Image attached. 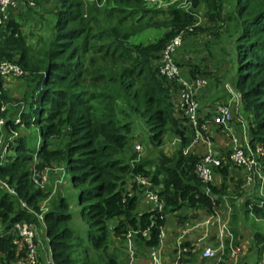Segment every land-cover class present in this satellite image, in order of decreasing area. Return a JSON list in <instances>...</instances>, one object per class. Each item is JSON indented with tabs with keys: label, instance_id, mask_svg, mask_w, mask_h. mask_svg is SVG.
Instances as JSON below:
<instances>
[{
	"label": "trees",
	"instance_id": "16d2710c",
	"mask_svg": "<svg viewBox=\"0 0 264 264\" xmlns=\"http://www.w3.org/2000/svg\"><path fill=\"white\" fill-rule=\"evenodd\" d=\"M188 1L191 10L202 6L207 29L222 37L232 69L230 85L224 86L237 93L250 149L257 145L263 148V155L256 160L264 173V0ZM113 3L124 7L110 6ZM145 4V0H54L51 32L47 38H39L35 47L26 43L10 14L0 23V61L16 63L23 72L18 79L24 81L22 103L0 112L4 120L0 132L33 125L38 134L33 151L28 150L24 136H17L12 145L7 143L12 153L0 159V180L15 193L0 188V264H10L20 256L12 243L16 235L9 231L12 223L36 224L39 220L55 264H124L119 256L106 253L108 244L117 237L126 250V232L148 227V237L139 232L133 235L135 262L137 251L144 256L146 249L157 244V226L163 223L147 207L137 210L140 193L133 182L136 174L149 176L158 187L163 214L190 209L208 213L227 199L229 229L235 239L239 208L245 215L250 212L264 221V204L259 203L263 197L245 195L240 177L230 191L226 190L232 181L228 165L214 170L221 176L220 185H207L208 193L203 190L194 173L198 155L183 153L191 132L184 119L174 115L176 87L160 78L155 66L169 38L188 26L192 30L185 31L182 39L201 28L192 26L196 18L188 8H148ZM133 14L136 17L130 19ZM151 29H162L155 40L130 42ZM4 84L0 77V105ZM121 115L129 120L139 117L155 145L171 129L178 138L174 153L165 155L159 150L154 160L138 157L135 161L132 154L124 156L131 140V122ZM15 116L18 122H14ZM9 133H3L4 137ZM32 157L38 160L33 167ZM33 169L46 172L47 183L53 181L51 191L47 183L42 188L33 184ZM65 174L67 184L76 191L74 200L83 231L69 226L72 213L64 193ZM262 193L264 196V180ZM47 194L50 201L40 215L35 209ZM229 197L241 199L240 207ZM151 220L154 223L149 227ZM250 249L255 255L253 264H264L263 233H251ZM189 256L186 263L197 261L195 254ZM128 260L126 256V263Z\"/></svg>",
	"mask_w": 264,
	"mask_h": 264
},
{
	"label": "built area",
	"instance_id": "2783aa9c",
	"mask_svg": "<svg viewBox=\"0 0 264 264\" xmlns=\"http://www.w3.org/2000/svg\"><path fill=\"white\" fill-rule=\"evenodd\" d=\"M19 1L27 3L28 6H33L32 0H0V23L7 20L12 10L17 8ZM158 6L175 4V6L186 9L189 4L188 0H156ZM18 9V8H17ZM198 18L192 24L196 26ZM192 27L188 26L185 31H191ZM184 31V32H185ZM182 30L178 34L172 36L165 43L161 49L158 58L156 59L155 66L156 72L170 87L175 86L174 110L180 113L184 119V123L188 125L191 132V139L188 146L184 149L183 153H189L188 150L194 147L199 142L204 145L202 153L198 156V161L194 166V173L196 174L199 182L203 186L205 193H208L207 185L213 184L214 176L217 168L226 165L235 166L242 169V188L250 186L256 182L257 192L263 199L259 202L260 206L264 204V196L262 193V183L264 180V173L261 166L256 160L259 156L263 155V148L260 145L255 146L253 150L248 145V138L243 140V144L239 141L237 136L229 134V150L224 156L212 146L209 141L208 123L200 121L199 106L196 99L197 92L207 86V78L202 75L183 76L180 73L179 67L175 62L174 54L181 44V38L184 33ZM21 68L13 62L1 60L0 61V77L4 79H18L22 76ZM224 89L229 97V100L223 103L216 104L214 107V114L211 118V124L214 127L228 131V125L232 119L231 106L236 112V120L239 125L247 129L246 123L243 121L240 112V103L237 93L229 86L225 85ZM5 110L4 105H0V112ZM18 116L14 117V122H18ZM4 120L0 118V127ZM11 135L15 133L11 132ZM8 137L6 141H10ZM133 150L141 152L142 147L139 143L133 145ZM191 153V152H190ZM138 158V157H137ZM1 159V157H0ZM228 168V170H229ZM30 179L35 186L42 188L47 183V174L44 171L32 170ZM133 182L137 185L140 197L146 204L147 210L155 214L163 223L157 226V244L149 249H146L145 255L149 264H188L184 259L188 258L191 253L199 252L198 258L204 261L219 262L224 260L227 264H243L240 260L243 254L241 245L236 244L233 233L229 229V215L230 208L224 201L219 206L212 208L206 213V216L201 220H196V223L190 227L185 224V228L181 229L172 242V251L170 256L165 255V244L167 242V231L164 227L163 202L158 198V187L149 181V176L136 174L133 177ZM0 188L7 191L9 194L14 195L12 187L8 186L4 181L0 180ZM20 205L27 209L38 219L34 211L25 206L23 202ZM201 210V209H199ZM203 211V210H202ZM199 212V211H198ZM154 221H149V227L153 225ZM197 230L198 235L195 239L189 242V239L184 237L191 230ZM9 231L16 236L12 240L13 245L16 247L17 255L15 264H55L51 257V251L48 246L45 247L42 254L39 253L41 247L37 238L36 228L34 224L26 221H16L12 223ZM137 232L142 237H148V227L140 230H128L125 234L126 237V253L128 261L133 260L134 247L133 235ZM185 238V239H184ZM186 240V241H185ZM185 243H188L186 245ZM39 248V249H38ZM161 255L163 257L161 258ZM129 264V262H128Z\"/></svg>",
	"mask_w": 264,
	"mask_h": 264
},
{
	"label": "rangeland",
	"instance_id": "374dc122",
	"mask_svg": "<svg viewBox=\"0 0 264 264\" xmlns=\"http://www.w3.org/2000/svg\"><path fill=\"white\" fill-rule=\"evenodd\" d=\"M145 1H146L145 7H148V8H165L166 6H169V5H175V4H168V5L158 6L156 0H145ZM32 2L34 3L33 6H28L27 3L21 2L18 5L19 8L13 10V11H17V13L15 14V13L11 12L9 17H11L12 21H14L18 25V29L21 32V36L26 41V43H29L31 46L35 47L39 38L40 39L47 38L51 32V27H52L53 19H54L53 11H51V10L54 7L53 6L54 0H32ZM110 6H116L119 8L124 7V6H119L118 4H115V3L110 4ZM186 7L191 10V8L188 5ZM191 11H192V18L193 17L198 18L197 25H200L202 22L204 23V25H206V26L208 25L206 19L202 16L203 12H204L202 6H198ZM134 17H136L135 14H133L130 19H133ZM161 30L162 29H159V30L151 29V30L144 31L141 34H138L136 37L130 38V42H133V43H135L136 41H142L143 43L151 42V41L156 39L157 35L160 34ZM192 53L193 54L196 53L198 55L199 50L198 51H192ZM201 53H202V50H201L200 54ZM229 55H231V54H229ZM192 58L195 60H198V57L195 58L193 55H192ZM188 67H189V65H188ZM23 84H24L23 79H16V80H13L11 82H7L1 86L3 88L1 90V92L2 91L5 92L4 101L1 102L2 105H4L5 109L7 108V106H10L11 109H13L14 104H17L18 102L22 103L21 95L23 93ZM240 114L243 118V121L246 123L245 115L243 113H240ZM174 115L177 116V119H182V117L178 111L176 112L174 110ZM121 117L128 119V116L126 117L124 115H121ZM129 121L131 122L130 132H129V134L131 135V140L129 141L127 148H125V150L123 151L124 156L128 157L132 154L133 159L135 161L138 160L137 157L147 158L149 160H154V158L156 156H158L159 150L162 151V153H164L165 155H170L171 153H174V151L176 150V148L178 146V138L173 134V131L171 129H168L167 132L164 134L160 144L155 145V144L150 142L149 132H148L147 126L142 122V120L139 117L131 116ZM9 130H10L9 135L4 137L3 133L7 134L9 132ZM9 130H6V132H3V131L0 132V157H1V160L2 159L4 160L5 155L12 153L11 150L8 149L7 143L12 145L11 143H13V138H16L17 136H24L25 137L24 138L25 145L27 146L28 150H30V151L34 150V148L36 147V144L38 142V134H37V129L35 126H33V125H31L29 127L18 126V127H16L15 130H11V129H9ZM11 131L13 133H15V135H11ZM7 137H11L12 138L11 141L7 142L6 141ZM247 138H248V136H247ZM135 143H139L141 145V147H142L141 152L138 153V152L132 150L133 145ZM222 155H223V153H222ZM32 161L33 162L31 164V167H33L34 163L38 162L36 157H32ZM34 168H36V167H34ZM229 171H230L229 175L232 177V181L228 182V188L226 190L230 191L232 189V187H234V185H235V183L239 177L241 180L242 176L240 175V173H241L240 171H242V169L235 167V166H230ZM57 177H59V176H56V178ZM64 177L66 179L65 180L64 193L70 202V208H71V213H72V219L69 223V226L72 227L73 230H75V231H83L85 227H84V224L82 223V221H80V219L78 217L77 206H76L75 200H74L75 199L74 196H75L76 191L71 186H69L67 184L68 174H65ZM220 181L221 180L218 177V179H216L215 183L213 182V184L217 185V187H218L221 183ZM239 185H240L241 191L245 195H249V196H254L256 194L259 195V193L257 192V188H256V182L250 186H246V187L242 188V183L240 181ZM46 186L49 188V191H51V189L53 188V181L49 180V184L47 183ZM54 189L57 190V186ZM52 195H54V192L50 195V199H51ZM259 197H260V195H259ZM48 198H49V195L47 194L44 197V199L38 203V208L35 209L40 215L43 213L45 208L48 207V201H50V199H48ZM229 198H232V197H229ZM224 200H223L224 204L228 205L227 199H224ZM232 201L235 205L240 207L241 199L237 200L236 198H232ZM144 207H145L144 204L141 203V201H140L139 205L137 206V208H138L137 210L142 211ZM230 210H231V208H230ZM184 214H185V216H184ZM179 215H181V217ZM205 216H206V213H204L202 210H191V209L186 210L185 212H182V210H181V214L179 213L178 210L175 212L166 213L164 218H163L164 219L163 225H164L166 230L170 229V232L168 235V238H169L168 244L169 245L166 248H164L165 255H167L169 252H171L172 242L174 241V239L178 235L179 231L181 229L185 228V224L190 227L191 225L196 223L195 219L201 220ZM39 221L40 222L34 224V226L36 228L37 238L39 240V245L41 247V250L38 248L39 253L42 254L43 250L48 245L45 241V237L43 234V222H42V220H39ZM256 230L259 231L260 233L264 234V221L260 218H256L250 212L245 215L244 213H242L241 209L239 208L238 216L236 219L237 239H235V242H236V244H242L243 243L242 245L244 246V252L242 254L243 256L240 257V260H242V258L244 259L245 256L249 255V252H250V249H249L250 243L249 242L251 241V233L253 231H256ZM191 232H192V235H190ZM194 233H195V230L193 229L189 233H187L184 237L185 238L188 236L193 237ZM190 241L191 240H189V242ZM123 246H124L123 244L121 246L120 238L115 237L108 244L107 249H106V253H114V255L119 256V262H121V260H124V262H125L124 264H128V263H126L127 261H125L127 254L125 255L126 250H125V247H123ZM198 253L199 252L197 251L194 254L198 255ZM135 255H137L136 260H135V262H137V264H149V261L147 260V255H144V257H143L142 256L143 253L141 251L140 252L137 251L135 253ZM92 257H93V255H90V259H92ZM162 257H163V255H161V258ZM128 262H129V264L135 263L134 260L128 261ZM207 262L209 263V261H207ZM253 263L254 262L252 261V264ZM10 264H15V260ZM192 264H200V263L197 261H193Z\"/></svg>",
	"mask_w": 264,
	"mask_h": 264
},
{
	"label": "crops",
	"instance_id": "0c3cea01",
	"mask_svg": "<svg viewBox=\"0 0 264 264\" xmlns=\"http://www.w3.org/2000/svg\"><path fill=\"white\" fill-rule=\"evenodd\" d=\"M198 26H200L201 30L195 32V34L186 36L184 39L181 38L182 39L181 45L176 50L174 54V58L177 61L180 73L183 76L190 77L194 75H204L208 79L207 86L201 88L196 94V99H197L198 106H199V109H198L199 118H200V121H205L206 123H208L207 135L209 137V141L212 144V146L219 152V154L223 153V156H224L225 154L228 153V150H229V145H230L229 144V134L237 136L239 139H241L239 141L243 143V140L247 139L248 132L246 128L242 129V127L237 122L236 112H234L233 106H231L232 119L228 125V128H227L228 131H223L222 129L214 127L211 124V118L214 114L215 105L219 103H223L224 101H227L231 98L226 93L224 89V84L230 83L232 69H231V62H229L230 60H228V56L224 49V45H223L224 43L222 41V37L217 36V35H211L210 32H212V30L211 29L208 30L207 29L208 25L207 26L204 25L203 22ZM198 50H199L198 55L196 53L194 54L192 53V51H198ZM201 50H202V53L200 54ZM192 55L195 58L198 57V60L193 59ZM189 71H192V72H189ZM2 79L4 83L11 81L10 79H4V78ZM203 149H204V145L199 142L194 147L189 149L188 152L195 153L199 156L202 153ZM240 172H241L240 175H243V172L242 171ZM218 177L221 180V176H219L218 173H216L214 176V183H215V180L218 179ZM241 183H242V177H241ZM140 201L146 207V204L143 202L142 198L139 196V202ZM169 232H170V229H168L167 231L168 240L165 244V248L169 245L168 244L169 243V238H168ZM190 235H192V232L190 233ZM197 235H198V232L197 230H195L194 236L193 237L188 236L187 238L189 240H193L195 239ZM249 243H250L249 245V249H250L251 241ZM242 244H239V245L242 246L243 252H244V246ZM171 251H172V248H171ZM253 252L254 251L250 249L249 255L245 256L244 259L242 258L241 261L252 263V261H254L255 259V255ZM170 254L171 252H169L167 255L170 256ZM195 259H197V262L199 263L201 262V264L208 263L207 261L200 260L198 258V255H195L194 260ZM188 264H191V263H188Z\"/></svg>",
	"mask_w": 264,
	"mask_h": 264
}]
</instances>
